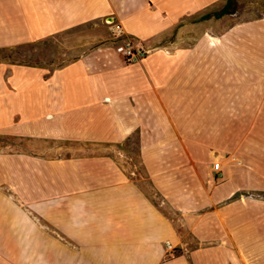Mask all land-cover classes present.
<instances>
[{
    "label": "crops",
    "instance_id": "0c3cea01",
    "mask_svg": "<svg viewBox=\"0 0 264 264\" xmlns=\"http://www.w3.org/2000/svg\"><path fill=\"white\" fill-rule=\"evenodd\" d=\"M225 3L0 0V48L46 39L90 22L109 26L116 20L148 51L141 60L127 63L111 42L52 69L0 62V131L107 146L126 145L136 137L149 187L181 214L182 231L118 166L108 187H60L53 181L60 176L54 175L55 162H45L52 165L44 188L45 237L52 239L50 232L55 231L60 241L79 244L71 253L75 261L79 258L78 264H264V202L251 203L244 197L246 173L227 170L231 162L226 160L220 178L207 184L197 181L207 178L205 172L191 171L193 164L211 155V147L220 153L238 147L239 155L245 154L246 144L236 132H245L253 123L254 161L264 179L263 62L240 65L236 92L228 91L218 112L215 62L198 57L200 29L214 18L211 11ZM229 73L223 70L224 77ZM216 113L223 123L218 143L206 123L207 116ZM10 183L0 182V242L6 240L5 191L13 189L30 204L38 200L34 195L39 196L38 186L24 193L18 181ZM61 191L68 195L58 206L50 196ZM95 193L109 194L110 202H96ZM250 207L255 208L254 223L249 221ZM31 209L40 210L39 204ZM11 226L39 229L24 219ZM18 237L22 241L24 233ZM167 240L177 246L169 259L164 258ZM5 258L0 251V264H6Z\"/></svg>",
    "mask_w": 264,
    "mask_h": 264
},
{
    "label": "rangeland",
    "instance_id": "374dc122",
    "mask_svg": "<svg viewBox=\"0 0 264 264\" xmlns=\"http://www.w3.org/2000/svg\"><path fill=\"white\" fill-rule=\"evenodd\" d=\"M221 9L222 5L215 7L211 11L214 18L200 29L199 42L202 47L198 51L199 58L213 59L215 62L214 100L218 112H221V103L224 96L228 95V91L231 94L236 92L234 90L238 82L236 73L240 65L246 61L248 64L249 62L253 64L255 60H260L264 64V0H233L227 13L218 17L216 14ZM108 27L100 21L90 22L49 38L1 52L0 55L18 58L21 62H35L52 69L71 61L93 47L111 45ZM224 69L230 71L229 77L223 76ZM224 84L228 87L225 88ZM246 91H249V88ZM207 119L210 134L215 143H218L219 139L222 140V115L216 113L213 118L208 115ZM236 135L237 138L242 137L246 144L245 154L240 156L238 147L228 153H220L217 150L218 147H211V155L205 161H200L198 165L193 164L191 171L206 173L207 178L197 180L201 183L208 184L212 179L216 182L220 178L221 171L218 174L214 173L213 164L220 162L222 166L228 160L231 165L227 170H240L246 173L244 197L251 203L264 202V179L259 172L258 167L260 166H257L254 161L256 135L253 123L248 124L245 132H236ZM67 158L71 161H67ZM45 162L49 164L55 162L54 175L60 176L54 178L53 181L55 186L60 187L66 185V187H108L115 180V174L118 173L116 166H118L123 173L131 174L133 182L143 189L154 205L160 209L159 211L172 219L181 231L183 230L180 227V212L169 209L144 178L138 157L136 137L130 139L126 145L107 146L104 142L50 139L20 134L15 130L0 131V182L4 180L8 184L10 182L14 184V181H18V185L23 186L24 193L29 192L31 187H34L33 189H37L36 186L39 187V196L34 195L37 197L34 200H38L34 201V204L24 200L22 194L14 193L13 189L8 188L5 191L7 200L6 240L0 242V251L6 254V264H63V262L64 264L71 262L78 264L79 258L75 261L71 253L74 251V246H79V244L73 245L60 241L61 238L55 231L50 232L52 239L49 237V241L45 237L47 234L45 231L48 229L43 216L46 214L48 196L44 193V188L50 183L51 179L48 178L47 172L52 167ZM16 174H20L21 178H17L19 175ZM62 191L58 195L51 193L50 196L56 200L55 204L58 202V206L64 202V195H68ZM94 197L96 202H110L109 194L95 193ZM35 204H39L40 210L31 209V205ZM250 209L249 221L254 223L255 208L250 207ZM56 212L59 215L62 213L59 210ZM262 214L264 215V211ZM21 219L37 224L38 231L34 232L29 227L25 229L17 227L15 230L11 224ZM57 219L56 222L60 224ZM22 232L24 237L22 241H19L21 237H18V234ZM41 234L44 235L41 236ZM64 255L65 260L64 257L62 258Z\"/></svg>",
    "mask_w": 264,
    "mask_h": 264
},
{
    "label": "built area",
    "instance_id": "2783aa9c",
    "mask_svg": "<svg viewBox=\"0 0 264 264\" xmlns=\"http://www.w3.org/2000/svg\"><path fill=\"white\" fill-rule=\"evenodd\" d=\"M109 31L111 35V42L115 50L122 56L127 63L141 60L146 54L147 50L134 41L133 38L125 34L124 28L119 21H112L109 24ZM220 162H215L212 171L216 174L220 173ZM164 258H172L177 252V246L172 244L169 240L164 242Z\"/></svg>",
    "mask_w": 264,
    "mask_h": 264
},
{
    "label": "trees",
    "instance_id": "16d2710c",
    "mask_svg": "<svg viewBox=\"0 0 264 264\" xmlns=\"http://www.w3.org/2000/svg\"><path fill=\"white\" fill-rule=\"evenodd\" d=\"M233 0H226V3L225 5L223 6V8L221 9V11L223 13H225L226 11H228L230 5H231V2ZM22 45H19V46H16V47H11V48H0V53L1 52H4V51H9L11 49H14V48H17V47H20ZM7 62V63H12V64H26V65H37V63L35 62H30V61H27V62H21L18 58H11L10 56H2L0 55V62Z\"/></svg>",
    "mask_w": 264,
    "mask_h": 264
}]
</instances>
